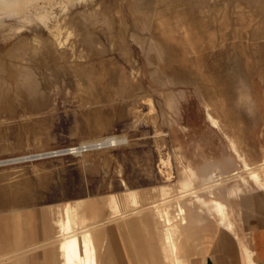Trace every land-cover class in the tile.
Returning a JSON list of instances; mask_svg holds the SVG:
<instances>
[{
    "label": "rangeland",
    "instance_id": "374dc122",
    "mask_svg": "<svg viewBox=\"0 0 264 264\" xmlns=\"http://www.w3.org/2000/svg\"><path fill=\"white\" fill-rule=\"evenodd\" d=\"M48 1L19 2L0 15L21 17ZM67 16L78 36L62 55L47 41L38 50L25 45L35 33L46 40V27L14 36L6 30L21 21L0 23V216L52 206L44 213L51 223L68 204L90 201L95 212L96 202L119 197L127 209L135 195L150 221L149 205L163 193L176 195L192 172L217 169L214 190L250 247V219L264 200L252 182L244 200L226 192L241 186L232 172L247 178L231 143L255 167L264 162V0H97ZM116 137L125 143L99 146ZM185 203L163 209L180 223L179 206L185 221L189 207L198 209ZM39 248L9 264H33Z\"/></svg>",
    "mask_w": 264,
    "mask_h": 264
},
{
    "label": "crops",
    "instance_id": "0c3cea01",
    "mask_svg": "<svg viewBox=\"0 0 264 264\" xmlns=\"http://www.w3.org/2000/svg\"><path fill=\"white\" fill-rule=\"evenodd\" d=\"M231 151L242 167L232 146ZM241 156L249 165H253L245 156ZM215 175L220 176L217 169H213L206 176L197 175V184ZM217 190H213L215 199L227 209V218L232 226L231 235L227 236L225 232L219 231L215 220L209 217L206 209L195 203L198 206L196 212L193 211L192 206L189 207L186 222L184 224L174 222L169 229L178 249V264H264V207L261 214H255L256 217L250 219V232H248L250 236L247 242L250 247H248L235 231V224L229 219V208L218 196ZM166 191L168 188L161 192ZM250 191H245V197L240 198L231 196L227 190L226 196L244 200L246 193ZM259 194L264 200L263 194L261 192ZM138 195L142 198L146 196L140 193ZM148 195L151 196L149 192ZM198 196L205 202L209 200L206 194L205 197ZM115 198L119 200L115 203V207H106L107 202ZM94 199L96 198L91 200ZM123 200L119 197H107L102 203L98 200L100 203L96 202L95 212L91 209L93 205L90 201L81 200L80 205L85 206L83 209L72 208L68 204L63 210L60 209L52 214L51 223H46L44 213L45 209H51L52 206L25 212L13 211L9 216H0V264H9L12 260L24 261L26 255L33 254L38 247L42 248L38 249L33 264H61L58 252V224H56L59 216H62L63 220L68 217L76 229L92 227L90 231L96 249L97 264H175L173 256L169 255L166 247L164 226L160 222H153L158 220L154 215L149 219L150 221H143V215L127 221L117 220L121 208L119 203L123 204ZM184 201L185 204H189L188 198ZM243 214L246 216L245 212ZM241 218L243 216L239 219ZM51 232H53L51 237L57 241V246L53 241L50 243L48 236ZM17 246L19 248H16Z\"/></svg>",
    "mask_w": 264,
    "mask_h": 264
},
{
    "label": "bare ground",
    "instance_id": "6f19581e",
    "mask_svg": "<svg viewBox=\"0 0 264 264\" xmlns=\"http://www.w3.org/2000/svg\"><path fill=\"white\" fill-rule=\"evenodd\" d=\"M31 0H0V8L2 7H12L16 3H22ZM97 0H50L45 5L38 6L34 8L30 13L24 16L17 15H0V23H4L5 19H14L16 21H21L20 24H11L7 28V32L12 35L18 33L20 30L27 28L28 25L34 26H44L47 29V38L43 39L42 36L35 33L34 37L25 45H30L32 48L38 50L42 49L45 42L47 41L57 55H62L66 51L73 49L75 44V38L78 36L76 33L72 19L67 16V13L73 8L77 3H95ZM18 7V6H17ZM46 7H48L46 9ZM20 9V8H19ZM25 9V8H24ZM56 9H59V14ZM5 28V27H4ZM30 30V29H29ZM43 32V31H42ZM21 34V33H20ZM15 36V35H14ZM3 38V37H2ZM30 39V38H29ZM208 116V115H207ZM208 120L212 125H217L216 120L212 116H208ZM216 129V128H215ZM125 138H110L106 140L105 143H101L99 146L106 147H116L118 145L124 144ZM96 146V145H95ZM232 149L237 154L239 160L242 163L241 170L247 174V178H243L239 175V172L232 173L229 175L228 179L232 180L238 178L241 186L229 190L231 196L244 198L245 191L250 189V182L253 186L257 188L264 196V162L258 167L254 165H249L245 159L238 153L235 146L231 143ZM75 150H73L74 152ZM164 167L167 166V162H161ZM1 165V164H0ZM169 171V169H168ZM166 171L161 170L160 174L164 182H169L171 179L170 174ZM263 173V175L261 174ZM241 174V173H240ZM243 175V174H242ZM197 175L195 172L191 173L188 177L181 190L175 195L163 193L161 198L156 202L149 205L152 215L163 224L165 232L164 239L166 242V247L168 249L169 255L173 256L175 264L177 261V246L170 234V227L174 224V219H172L165 211V206L169 204L172 200H177L178 202L189 199L190 202L198 204L201 208H205L209 217L214 219L216 226L219 231L225 232L227 236L231 235L232 226L227 218L226 207L215 199L213 190L219 188L222 183V178L220 176H211L202 181L200 184L206 191V195L209 196L208 202H205L199 198L197 191ZM226 181V180H225ZM182 182V181H181ZM130 196L133 193L128 194ZM132 205L125 210L120 203L119 215L116 217L117 220L127 221L132 218H137L144 215L145 207H142L141 200L133 195ZM145 197H143L144 199ZM142 199V197H141ZM167 207V206H166ZM178 217L181 223H185V210L181 206L178 207ZM91 228L86 227L82 229H76L73 223L67 217L66 220H61L58 222L57 235L59 239L58 252L61 259V264H97L96 261V249L94 246L93 238L91 236Z\"/></svg>",
    "mask_w": 264,
    "mask_h": 264
},
{
    "label": "water",
    "instance_id": "95a60500",
    "mask_svg": "<svg viewBox=\"0 0 264 264\" xmlns=\"http://www.w3.org/2000/svg\"><path fill=\"white\" fill-rule=\"evenodd\" d=\"M65 152H70V151H65Z\"/></svg>",
    "mask_w": 264,
    "mask_h": 264
}]
</instances>
